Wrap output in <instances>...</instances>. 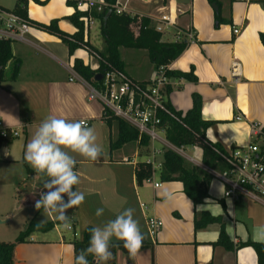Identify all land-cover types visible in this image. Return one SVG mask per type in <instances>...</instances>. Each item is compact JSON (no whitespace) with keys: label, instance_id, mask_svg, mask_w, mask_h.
<instances>
[{"label":"crops","instance_id":"1","mask_svg":"<svg viewBox=\"0 0 264 264\" xmlns=\"http://www.w3.org/2000/svg\"><path fill=\"white\" fill-rule=\"evenodd\" d=\"M162 1L165 5L158 9V14L147 17L155 21L161 13L160 9L168 7L166 3L169 2L170 9L185 11V14L177 17L180 26L185 29L192 25L195 31V39L188 42L186 49L168 64V68L182 72H189L193 68L198 79L192 82L174 77L175 85L170 87L167 102L176 110L186 113L194 105L193 96L199 95L203 119L216 122L207 129V140L221 145L227 152L247 145L252 140L251 124L259 123L264 127V46L260 40V34L264 33L263 5L260 0H221L222 14L228 23L216 28L215 11L208 0H192L190 8L185 9L173 6L180 0ZM16 3L17 0H0V7L12 11ZM75 11V7L69 6L67 0H49L44 5L29 0L27 6L30 19L45 24L57 19L59 28L70 35L77 32L69 19ZM184 17L189 18L188 22L182 21ZM97 23L101 27L98 20L92 19L88 24L85 40L94 48L102 50L103 39L100 48L91 41V26ZM234 27L239 29L238 34L234 33ZM165 35H162L164 42H172L173 35ZM12 51L20 61V70L16 80L0 84V121L4 128L19 134H10V142L0 146V217L13 204L26 215L23 217L24 225L42 213L46 221L41 220L39 224L56 221L53 213L35 207L41 194L47 191L43 185L48 177L35 172L25 161V148L40 123L49 116L69 121H88L97 137L101 155L96 161H91L77 153L69 154L76 161L78 177H83L87 182L85 190L88 197L98 196V201L107 202L105 192L109 185L113 186L112 189H119L122 184L127 183L128 186L129 183L128 188L119 189V193L127 201L125 205H128L131 196L140 205L142 212L137 209L135 220L151 243L149 248L136 253L135 263L258 264L257 254L252 247L237 249L235 246L248 240L264 242V238L256 233L257 228L264 226V203L246 197H227L225 193L228 187L219 177L220 172L201 162L202 151L196 145L191 147L196 158H184L212 175L208 186L210 197L201 204H193L180 181L162 182L156 175L152 183L139 184L135 176L136 165L125 163L124 158L135 159L137 154L143 155L145 152L137 148L130 156L125 147L111 150L110 143L115 139L117 130L106 129L107 125L101 120V103L88 100L86 84L69 80L75 59H81L91 69L99 66L98 60L83 48L70 54L68 46L60 38L33 26L24 41H12ZM136 54L130 49V61L137 58ZM12 66L11 61L6 71H10ZM126 72L139 82H146L152 76L142 80L131 70L129 73L127 68ZM238 115L242 118L238 119ZM95 122H99V125H93ZM190 158L195 161L191 162ZM120 165L124 168L132 165L129 179L124 177V172L113 175L114 168ZM85 166L89 168V173L81 172ZM156 182L161 183L158 188L154 187ZM74 190H77L76 185ZM164 190L172 193V199L167 203L163 202L160 195ZM142 203L146 205V210L141 207ZM79 207L75 223H72V229H68L76 237ZM203 212L220 221L196 228V215ZM153 217L162 223L154 236L150 234L148 226L149 219ZM222 226L233 242L234 249H227L217 243ZM73 238L61 232L55 239L32 234L26 242L16 245L14 264H74ZM111 242L121 241L113 238ZM122 255L117 253L116 258Z\"/></svg>","mask_w":264,"mask_h":264},{"label":"trees","instance_id":"2","mask_svg":"<svg viewBox=\"0 0 264 264\" xmlns=\"http://www.w3.org/2000/svg\"><path fill=\"white\" fill-rule=\"evenodd\" d=\"M29 0H17V3L12 11L28 21L33 27L40 28L50 34L60 38L68 46L70 54H73L77 49L83 48L90 54L95 52L101 57L99 66L96 69H91L89 65H85L81 59H75L74 70L88 83L98 85L100 81L96 80L97 74H104L106 70L112 68L122 71L127 74L125 70V63L121 56V48L146 50L149 54L150 62L157 69L161 66H168V64L178 58L186 49L188 42H164L162 41V34L154 29L153 21L147 16H131L129 14H117L114 6L118 0H105L107 6L102 12L97 11H81L78 9V0H67L69 6L75 7L76 11L69 18L76 27L77 32L70 35L62 31L58 26V20H53L49 24L39 23L30 19L27 6ZM35 3L44 5L47 1L33 0ZM212 4L219 7V11H215V27L218 28L222 24L228 23V20L222 14L221 0H208ZM264 7V0L259 1ZM88 19L98 20L101 24V34L103 38L104 47L102 50L94 48L89 41L85 40V31L88 28ZM260 40L264 46V33L260 34ZM13 62L10 71H6L9 62ZM20 70V61L15 57L12 51V40H0V84L5 81H14L18 78ZM168 75L175 78H184L186 80L197 82L198 79L191 68L189 72L168 70ZM170 88L168 92H170ZM193 107L183 113L176 110L169 102L168 107L176 116L174 118H166L165 124L167 127V139L178 147L184 146H198L202 151L201 162L206 166L224 172L228 170L229 165L225 159L220 155L228 152L219 144L211 143L206 138L207 129L215 124V121L205 120L202 117V100L197 94L193 96ZM101 120L111 129L115 125L117 127V138L112 139L110 143L111 150L119 149L123 145L135 142L137 148L141 151L148 148L150 139L147 136L139 135V132L119 117L111 115L109 112L103 110ZM264 131V127H263ZM11 140V135H0V146L7 145ZM75 170V168H74ZM42 174V173H41ZM153 169L151 165L144 161H139L135 166V176L139 184L145 179L151 178ZM158 176L162 182L180 181L184 185L185 194L192 200L193 204L197 206L201 204L206 198H209L208 186L212 180L206 170L190 163L180 154L173 150H166L163 155V164L158 170ZM77 213V206L71 208V223H75V216ZM220 219L203 212L196 215V228L202 227L206 224L219 222ZM56 223L49 221L44 224H38L30 221L25 229L19 233L17 238L12 242L0 241V264H14V250L17 244L24 243L28 238L36 232H47L54 229ZM89 226L85 229L82 239H78L74 235L71 241L74 247V258L81 250L88 247L90 238ZM144 236V235H143ZM218 244H223L227 249H234V244L226 235L225 228L222 230L217 241ZM151 246V243L144 237L142 247L138 250H144ZM252 247L258 258V264H264V242L245 241L240 242L235 246L239 249L242 247ZM112 258L107 262L114 264L117 253L130 255L128 250L123 247V241L110 242V249ZM88 264H96V257L89 255L87 257Z\"/></svg>","mask_w":264,"mask_h":264},{"label":"built area","instance_id":"3","mask_svg":"<svg viewBox=\"0 0 264 264\" xmlns=\"http://www.w3.org/2000/svg\"><path fill=\"white\" fill-rule=\"evenodd\" d=\"M106 6L105 0H78V9L81 11L102 12ZM114 9L117 14H129L132 17L143 16L130 13L118 1ZM160 10L159 17L155 21L153 20L154 29L157 32L162 35L170 33L173 35V42H190L195 39L192 25L185 29L178 27L177 17L185 14V11L174 9L171 14L167 12L168 7H163ZM86 21L88 25L92 19ZM31 28L32 25L26 19L13 11L0 7V40L24 41ZM234 33L238 34L239 29L234 27ZM91 55L98 62L101 61L99 54L92 52ZM168 70V66H161L153 71L148 81L139 82L128 74L112 68L105 71L98 85L88 83L74 68L70 71V81H80L87 85L89 101L101 103L103 110L127 122L139 132L140 137L144 135L149 137L150 144L148 148L144 149L147 155L144 162L151 165L153 175L151 178L145 179L143 181L145 183H152L153 178L158 175L166 150H173L181 156H185L183 146H175L166 136L165 119H176L175 114L167 105L168 89L175 85L173 77L168 75ZM237 118L241 119L242 117L238 115ZM81 122L89 126L88 121ZM7 134L18 136L19 133L4 128L0 121V135L6 136ZM251 136L252 140L247 145L237 147L227 154L220 153L229 168L218 175L227 184L228 188L225 193L227 197L235 199L246 197L264 203V131L259 123L251 124ZM157 142L159 147L156 146ZM140 155L139 153L136 156ZM190 159L191 162L195 161ZM124 162L137 165L139 161L125 157ZM160 185V182L154 183L155 188ZM141 207L146 210L145 204L142 203ZM161 225L158 218H150L148 221L150 234L156 235ZM68 229H72V227L70 226Z\"/></svg>","mask_w":264,"mask_h":264},{"label":"clouds","instance_id":"4","mask_svg":"<svg viewBox=\"0 0 264 264\" xmlns=\"http://www.w3.org/2000/svg\"><path fill=\"white\" fill-rule=\"evenodd\" d=\"M96 141L94 130L84 123L49 116L40 123L26 145L25 161L35 172L48 177L43 185L47 191L41 194L35 207L55 213L64 229H68L71 223L69 216L65 215L66 210L82 204L85 198L84 193L74 190L79 177L74 170L76 161L69 153L96 161L101 155ZM160 195L165 203L172 199L168 190ZM103 211V208H97L95 215L99 217ZM256 233L264 238V226L257 228ZM113 238L123 241V247L133 256L142 247L144 236L134 219V209L125 208L102 226L92 227L88 247L75 256L74 264H88L89 255L98 258L101 264H107L112 258L109 249Z\"/></svg>","mask_w":264,"mask_h":264},{"label":"rangeland","instance_id":"5","mask_svg":"<svg viewBox=\"0 0 264 264\" xmlns=\"http://www.w3.org/2000/svg\"><path fill=\"white\" fill-rule=\"evenodd\" d=\"M192 0H180L179 3L173 5V6H181L182 8H190L189 4ZM120 4L121 6H124L125 9L127 11H129L132 14H137V15H144V16H149L152 14H158V9L163 6V4L165 5V3H163L162 0H120ZM168 5V13H173V8L170 9V3L167 2L166 3ZM196 10V8H195ZM196 13V12H195ZM189 18L188 17H184L182 19V21L184 22H188ZM179 28H182L180 26V24H178ZM90 34H91V41L93 42V44L97 47L100 48L102 47V34H101V27L100 25L97 23L95 25L91 26V30H90ZM175 32H177V30H175ZM171 34L167 33L165 35V37H170ZM163 41H165L164 38H162ZM134 52H136V56L137 58H132V61H130V49H126V48H121V56L123 58V61L125 63V70L127 68V70L130 73V70L133 74H135L137 77H139L142 80H145L147 78L150 77V75L153 72L154 69V65L150 62L149 60V54L146 50H135L133 49ZM131 63V64H130ZM130 67L132 69H130ZM99 122H95V124L98 126ZM94 127V126H93ZM105 127V126H104ZM108 127V126H107ZM106 129L109 130V127ZM117 130L116 125L113 127V130ZM115 138H117V131L115 132ZM104 144H106V141H104ZM156 146L159 147V143H156ZM123 147H125L128 150V153L130 154V156H132L136 151H137V145L135 142H131L128 144L123 145ZM192 146H184L183 147V152L185 154V158L186 156H191L196 158L195 153L193 152ZM141 151V150H140ZM145 152V150H143ZM104 158V157H103ZM147 158L146 153H143V155H140L139 157L137 156L135 159L140 160V161H144ZM132 159H134L132 157ZM123 168V169H122ZM113 170V175H116V172L125 173V178L130 177L128 173H131V170L133 169L132 165L131 166H127L124 168V166L120 165V166H116ZM126 169V170H124ZM75 171L77 172L76 168ZM89 168L87 166L82 167L81 172L82 173H89ZM129 179V178H128ZM77 186V190L79 192L84 193V201L82 204H80L79 207V224L76 226L77 229V237L82 238L83 234H84V228H87L89 226H102L103 224H105L106 222H108L109 220L114 219L120 212L123 211V209L126 208H132L134 209V219L136 217L135 213L138 209L139 212H142V210L140 211V205H137L136 200L131 196L130 200L128 201V205H125V199H123V197L121 196V193H119V189L120 191L123 189L128 188L127 183L125 185L122 184V186H118L119 189H112L111 185H109L108 190L105 192V197L107 198V202H103L101 203L100 201H98V196H92V197H88L87 193H86V187H87V182L83 177H79V183ZM118 190V191H117ZM67 200V198H66ZM97 200V201H96ZM97 208H103V214L101 216H96L95 212ZM3 215H1L0 220L2 222H0V240L2 241H8V242H12L14 241L17 236L19 235V233L21 231H23L26 227V225H24V221H23V217L26 216L25 214H23V211L18 210L16 208L15 205L12 204V206H9L7 209H5V211H3ZM53 215L55 216L54 219L56 220V228L47 231V232H37L34 233V235L38 236V237H42L43 235H46L48 238L51 239H55L58 237V232L64 233L67 237H72L73 232H70L68 229H64L62 227V223L60 221H58L56 219V214L53 213ZM65 215L69 216V218L71 217V208L67 209L65 212ZM8 222H6V220H8ZM41 220H43L42 222L46 221V217L44 216V213H42L38 218H33L32 221L34 222H38L41 223ZM70 226L72 227V223H70ZM83 226V227H82ZM135 255L134 256H119V258L117 257L115 259V263L114 264H128V263H132V264H137L135 263ZM97 262L96 264H101V262L98 260V258H96ZM108 264V263H107Z\"/></svg>","mask_w":264,"mask_h":264},{"label":"water","instance_id":"6","mask_svg":"<svg viewBox=\"0 0 264 264\" xmlns=\"http://www.w3.org/2000/svg\"><path fill=\"white\" fill-rule=\"evenodd\" d=\"M212 7H213L214 11H216V12L219 11V7L216 4H212ZM102 78H103L102 74H97L96 75V80L97 81H100ZM0 222H2V221L0 220ZM128 264H131V263H128Z\"/></svg>","mask_w":264,"mask_h":264}]
</instances>
